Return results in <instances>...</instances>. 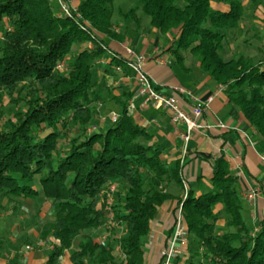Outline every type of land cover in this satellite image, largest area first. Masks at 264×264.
<instances>
[{"label": "trees", "instance_id": "obj_1", "mask_svg": "<svg viewBox=\"0 0 264 264\" xmlns=\"http://www.w3.org/2000/svg\"><path fill=\"white\" fill-rule=\"evenodd\" d=\"M210 1L137 0L118 12L136 29L139 12L162 34L177 29L168 48L175 61L183 66L186 54L193 56L223 86L233 113L243 114L264 148V60L222 54L236 34L230 31L245 16V0H217L228 5L227 11L213 9ZM77 11L80 18L56 15L49 0H0V100L5 96L18 106L5 122L0 108V208L3 200L15 210L26 198L50 200L55 216L41 228V237L51 238L42 264H59L79 233L69 255L72 264H145L151 222L159 207L176 197L170 185L183 186L181 166L178 161L169 166L152 135L127 113L132 92L113 97L120 106L115 122L89 131L97 103L106 97L96 88L94 66L109 49L105 38L121 41L124 33L114 30V0H79ZM73 44L85 47L69 63ZM62 61L64 69H57ZM110 65L132 75L119 55L111 56ZM211 167L207 191L196 196L188 189L177 199L171 233L182 203L186 236L193 235L206 264H264V231L251 235L243 221L237 176L223 154ZM119 180L125 190L116 186L110 208L113 225L123 227L117 237L122 257L113 263L109 249L91 232L109 221L103 191ZM217 204L221 209L215 211ZM219 218L225 219L224 228L217 226ZM18 259L15 254L6 264Z\"/></svg>", "mask_w": 264, "mask_h": 264}, {"label": "crops", "instance_id": "obj_2", "mask_svg": "<svg viewBox=\"0 0 264 264\" xmlns=\"http://www.w3.org/2000/svg\"><path fill=\"white\" fill-rule=\"evenodd\" d=\"M75 3L77 5L79 0ZM257 3L258 0H245V16L240 21L238 28L230 31V33L236 32V34L228 40L229 48L239 44L238 37L241 34L250 32L264 45V6H258L255 10ZM210 5L213 9L220 11H227L229 8L227 4L217 0H211ZM114 30L117 33H124V38L121 41L105 38L109 49L119 54L123 52V45L128 43L135 52L144 54L146 57L144 70L151 77L153 83L161 92L174 95L179 105L186 111H189L191 106L198 101H205L210 95H213L202 116L203 121L213 126L203 134L193 133L185 143L181 136L184 126L173 123L167 111L152 107L140 108V97L135 93V83L132 77L115 71L114 67L110 65L111 57L107 59L106 64H103L104 67L94 71L96 88L104 91L106 97L102 102L97 103V114L89 131L107 129L112 124L111 117L109 119L110 113H114L112 104L117 105L113 97L124 96L125 92H132L130 99H133L135 104L132 117L137 123L144 126L152 135L153 141L159 144L163 160L171 167L177 161L181 166L183 186L180 187L174 183L170 185V191L176 197L165 201L151 222V229L144 244L145 264H158L160 261V250L172 234L174 208L177 199L184 194V186L187 189H192L196 196L203 193V189L207 191L212 172V160L220 154L224 155L231 171L238 178L237 189L243 221L251 235L264 231V165L260 161V155L264 153V148L258 143L257 131L246 122L241 112L233 113V105L228 102L223 86L216 84L201 70L195 60L191 62L189 53L186 54L183 66L180 65L177 69L173 65V56L168 48L178 33L177 29L162 34L150 25L146 28L140 27L135 31H129L126 25L122 27L115 24ZM256 50L264 56L262 51L264 46L257 47ZM98 62L102 63V60L99 59L96 63ZM110 75L115 77L108 80ZM218 122L224 126H217ZM201 153L211 155V157L203 158L199 156ZM24 200L39 202L37 211L40 212L37 215L42 217L41 210L43 209L46 213L53 215L54 219L55 211L50 205V200L43 196L23 199L21 201L22 210H24ZM7 204L9 203L3 200L0 208V264H6L15 254L19 255L18 264H42L47 258L48 251L43 254L38 244H46V247L50 249L51 238L38 237L33 244L23 245L20 237L26 234L25 238H27L30 235L24 231L25 227L22 223H19L22 215L14 214L13 207L9 210ZM220 209L221 205L217 204L215 211ZM216 223L219 228L225 227L224 218H219ZM31 230L34 233V240L39 229H30L29 232ZM79 241L74 237L73 247L71 245L70 249L64 251L59 264H72L68 250L74 249ZM181 250V254L173 259L172 264H185L190 258L189 241L181 246Z\"/></svg>", "mask_w": 264, "mask_h": 264}, {"label": "built area", "instance_id": "obj_3", "mask_svg": "<svg viewBox=\"0 0 264 264\" xmlns=\"http://www.w3.org/2000/svg\"><path fill=\"white\" fill-rule=\"evenodd\" d=\"M77 0H57L58 5L62 13L66 16L80 18V14L77 11ZM85 24H87L85 22ZM85 27V26H81ZM91 47V43H88ZM87 44V45H88ZM112 53V51H110ZM120 56L124 59L125 65L131 71V77L135 83V93L140 97L139 106L141 109L152 107L154 109H162L169 113L170 120L173 123L182 124L184 131L181 136L186 143L193 133L203 134L208 131L213 125H210L203 121L202 116L205 112L207 105L212 100L213 95H210L205 101H198L191 106L189 111L183 109L174 95H169L161 92L157 86L153 83L151 77L144 70V64L146 57L142 53L135 52L130 44L123 45V52L118 55L112 53V56ZM57 69H64L63 61L58 64ZM114 69L117 72H122V66L115 65ZM193 97L192 95H190ZM135 104L133 99H129L127 103V113L132 115ZM118 119V114L111 115V121L115 122ZM217 126L223 127L222 123H216ZM260 161L264 165V153L260 155ZM115 184L111 183L106 190L103 191V195L106 196V209H108L109 223L113 225V216L111 211V203L113 202L112 192L115 190ZM187 187L184 186V194L181 199H184L187 194ZM109 228V227H108ZM102 239L101 242L102 243ZM187 243L186 229L182 220V203H179L175 214V225L171 236L167 239L165 246L160 250V261L158 264H172L173 259L178 257L182 250L181 246Z\"/></svg>", "mask_w": 264, "mask_h": 264}, {"label": "rangeland", "instance_id": "obj_4", "mask_svg": "<svg viewBox=\"0 0 264 264\" xmlns=\"http://www.w3.org/2000/svg\"><path fill=\"white\" fill-rule=\"evenodd\" d=\"M49 1H50L51 6L53 7V11L56 15L65 16L62 13V11L60 10V7L58 5L57 0H49ZM136 4H137V0H114V12H113V16H112V21L115 24L122 26V27L127 25L129 31L137 30L136 25L133 22L126 23L125 19L118 12L119 7L123 11L126 12L129 8H131L132 6H134ZM251 6H253V4H251ZM258 6L263 7L264 6V0H258V3L255 7V10L257 9ZM139 15L142 18L140 27L146 28L147 26H149V17L146 15H143L141 12H139ZM238 38L240 39V42L237 46L233 45L232 48H229V45L227 43L225 50L222 51L223 57L225 59H229V58L235 56L236 54L243 52L244 54L249 55L252 58H254L256 61L257 60H259V61L264 60L263 54L260 51L256 50L257 47L260 48V46L263 47L264 45L261 44V41L256 39L255 35H252L250 32L248 34H241L240 37H238ZM0 46H1V42H0ZM87 46L89 47V44ZM84 47H85L84 45L78 46L77 44H73V46L71 47L69 56H68V58H66L67 62H69L70 59H73L75 57V54L79 49H83ZM91 47H92V45H91ZM109 50L112 51L111 49L105 50L103 52V54L101 55L100 59L102 60V63L98 62L95 64V67H94L95 72L99 68L104 67L105 65H103V64H106L107 59H109V57L112 56V53ZM262 51L264 52V50H262ZM112 52L114 54L118 55V53L116 51L113 50ZM190 59H191V62H193L195 60V58L193 56H190ZM172 63L174 66L177 67V69H179L180 65L175 61L174 57H172ZM114 77L115 76L110 75L108 80H111ZM262 91L264 93V88ZM112 107H113L114 113H110L109 119L111 117V114H119V112H120V106L112 104ZM0 108H1L2 112L4 113V118L2 121L5 122L7 117L10 116V114L15 109H17L18 106H15V105H12L11 103H9L7 97L4 96L2 98V100H0ZM116 186L119 187L121 190L123 189V191L125 190V185H124V182L122 180L115 183V187ZM205 190L206 189H203V192ZM12 205L13 204H7L6 206L10 210ZM21 206L18 207L17 210L13 209V212H14V214L22 215V218L19 220V223H22L23 227H25L24 231H27V233L30 236L25 238L26 234H24V236L20 237V239H22L23 245L24 244H33L34 241L38 239V237L39 238L41 237L40 228L44 224L51 222L53 220V215L46 213V211H44L43 209L41 210L43 212L42 217L37 215L38 212H40V211H37L38 207H39V202H37L35 200L34 201L33 200H24L23 201L24 210L21 209ZM112 216H113V212H112ZM35 217H37L38 219ZM39 217H40V219H39ZM108 223H109V221L105 225L100 226L96 230H93L91 232V235L95 241L101 242V239H102L103 242L101 243V248L109 249L111 256H112V261L114 263L116 261L117 262L120 261V259L122 257L120 248L118 246L117 237L122 234L123 227L120 225H117V226L110 225ZM3 226H4V224H3ZM2 228L4 229V227H2ZM30 229H34V230L39 229V231H37L38 233L35 234L36 239H34V240H33V235H34L33 230H31L29 232ZM81 234L82 233L77 234L76 238H78L80 240ZM145 241H146V239H145ZM187 241H189V245H190L189 253H191V256L186 261L185 264H206V261L202 257L203 250L201 247L198 246L197 241L194 239L193 235H189ZM38 246L40 247L39 249L42 250L43 254L47 253V251L49 250V248L46 247V244H38ZM72 247H73V244H72ZM199 248H201V251H199ZM68 252H71V250H68ZM107 259L111 261V259L109 257Z\"/></svg>", "mask_w": 264, "mask_h": 264}]
</instances>
